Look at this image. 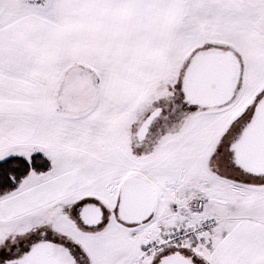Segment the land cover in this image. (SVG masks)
<instances>
[{
	"label": "snow or ice",
	"instance_id": "obj_1",
	"mask_svg": "<svg viewBox=\"0 0 264 264\" xmlns=\"http://www.w3.org/2000/svg\"><path fill=\"white\" fill-rule=\"evenodd\" d=\"M0 264H264V0H0Z\"/></svg>",
	"mask_w": 264,
	"mask_h": 264
}]
</instances>
